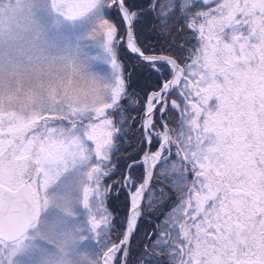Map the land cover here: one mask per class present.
Returning a JSON list of instances; mask_svg holds the SVG:
<instances>
[{
	"label": "snow or ice",
	"instance_id": "1",
	"mask_svg": "<svg viewBox=\"0 0 264 264\" xmlns=\"http://www.w3.org/2000/svg\"><path fill=\"white\" fill-rule=\"evenodd\" d=\"M0 264H264V0H0Z\"/></svg>",
	"mask_w": 264,
	"mask_h": 264
}]
</instances>
